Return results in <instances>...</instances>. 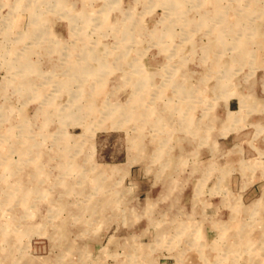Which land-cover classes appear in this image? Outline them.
Returning <instances> with one entry per match:
<instances>
[{"label": "rangeland", "instance_id": "rangeland-1", "mask_svg": "<svg viewBox=\"0 0 264 264\" xmlns=\"http://www.w3.org/2000/svg\"><path fill=\"white\" fill-rule=\"evenodd\" d=\"M35 1L0 0V146L10 162L0 164V188L20 182L30 198L22 205L0 189V264H257L264 205L246 209L264 195V0H182L177 9L63 0L82 13L73 22L67 7H50L57 0ZM41 14L73 60L89 51L95 73L75 76L38 40ZM129 25L126 40L119 29ZM21 59L37 65L29 79L46 96L3 87L7 62ZM139 81L155 117L176 127L171 137L140 107L128 119ZM75 102L105 114L86 116ZM179 106L192 111L195 136L169 114ZM247 229L256 244L245 243Z\"/></svg>", "mask_w": 264, "mask_h": 264}, {"label": "bare ground", "instance_id": "bare-ground-1", "mask_svg": "<svg viewBox=\"0 0 264 264\" xmlns=\"http://www.w3.org/2000/svg\"><path fill=\"white\" fill-rule=\"evenodd\" d=\"M37 1V0H36ZM35 1V2H36ZM167 3L169 4L168 7H174L175 9L179 8V7H182V0H166ZM205 0H200V4H203ZM39 1H37V5L36 7L39 6ZM173 5V6H172ZM60 7L62 10L65 11L66 7L68 8V12L71 14L69 17L71 18L70 21H76V20H80V18H82V13L78 12V11H74L75 9H73L72 7H68L66 4H65V1H60V0H57V4L55 6H50L51 8L52 7ZM172 9V8H171ZM73 11V12H72ZM76 13V14H75ZM68 14V13H67ZM39 15H37L38 17ZM41 17H38L39 19H37L36 17V20L35 22L33 23L34 25V28H33V34L35 33L36 35H39V36H42L40 37L38 40L43 42L44 44H48V48L51 49V51H55V52H60V56L62 57V64L61 65H69L70 68H72V70L74 69L75 72L72 73L74 74L75 76H79V77H82V74H88V73H91V72H94V70L97 69V67H93L91 63H89V51H84L81 49L80 50V54L78 55L79 57L74 59L71 57L70 55V52L67 50H65V47L63 46L64 42H61L59 39L57 38H52L50 37V33L51 31L47 30L46 27H44V24H47L45 21H42V20H46L47 21V18H45V15L44 14H41L40 15ZM50 16V15H49ZM53 19V18H52ZM72 21V22H73ZM44 22V23H43ZM129 27V28H128ZM127 27V30H124L126 28V26H123V30L122 29H119V32H122L123 31V35L127 36L126 40H131L129 38V35H132V31H130V25ZM50 35V36H49ZM80 40H82L80 38ZM62 44V46H61ZM123 52H126V49H124ZM187 53V52H186ZM23 56V54H22ZM115 57V56H114ZM114 59V58H113ZM86 61V63L84 62ZM60 65V64H59ZM7 68L9 70V73H11L10 76H7L6 79H4L3 81V87L6 86L10 81L12 82H15L17 83L18 85L15 86V89L19 90V91H22V92H26L28 91L27 93H29L31 96H34V97H40V95H44L41 91H39L40 89L38 87L35 86L34 84V79H29V76L34 74V73H37L39 72L38 71V68H37V65L35 63H33L32 61H29V60H24L22 61V59L20 61H14L13 63L9 64V62H7ZM73 70V71H74ZM126 70V69H125ZM177 70V69H176ZM32 73V74H31ZM77 77V79L79 78ZM31 78V77H30ZM46 82H52L53 84H57L59 82H61L63 84V81H60L59 79H57L56 77H49V78H46L45 80ZM79 81H81V78H79ZM60 83V87L63 88L64 86ZM137 85L136 87V92L134 94V100H135V105L130 109V110H127L126 112V115H128V119H133L134 121L137 120V118L139 117V112L137 110L138 107L144 109L143 112H142V116H143V119L146 118V120L150 121V124L158 127L160 129V134H165V136H169L171 137V135L173 134V131L175 130L176 127H174L171 131L170 130H167L168 128V125L166 124V121L165 120V123L163 124V121L159 120V118L155 115H154V109H152L150 107V109L147 107L146 105V102H147V92L145 91V89L143 88V84L139 81L137 82ZM142 84V85H140ZM58 85V84H57ZM59 87V86H58ZM59 87V88H60ZM5 88V87H4ZM39 89V90H38ZM171 89V88H170ZM46 96V95H44ZM106 96V95H105ZM106 98V97H105ZM126 100V99H125ZM50 101V99L48 100ZM149 102V101H148ZM48 103V102H47ZM73 106H75V108H78L79 110V113H83L85 114L86 116H89V115H95L97 114V116H102V114L104 115L105 114V110L101 109L99 106H97L96 104H93L92 102L85 105V106H81V104L75 102L72 104ZM157 106V105H156ZM162 106V105H161ZM141 109V110H142ZM160 109V108H159ZM66 110L63 108L62 110V113H64L65 115V112ZM168 111V110H167ZM192 111L189 110L187 111L186 108H184L183 106H179V107H171V111H169V114H172V115H175V114H179V116L181 117V120L182 123H183V127L182 128H186L184 129V131L186 130L187 133H191V136H195L193 134V129H194V117H193V114L191 113ZM68 113L69 114H74L73 113V108L70 107V109H68ZM108 113H110L111 116L115 115V111H108ZM239 113V112H238ZM109 115V114H108ZM237 115V113H231L230 112V117H229V120L232 121L233 118H235ZM110 116V117H111ZM177 116H175L176 118ZM174 118V119H175ZM114 120V119H113ZM109 121V120H107ZM109 122V125H111L112 127L111 128H115V120L114 122L112 123V121L110 120ZM168 123V122H167ZM82 124V123H81ZM84 126V133L88 135V131H91L93 130L92 128H88L86 127L84 124H82ZM108 125V124H107ZM106 125V126H107ZM120 125V124H119ZM133 125V124H132ZM10 130H9V133L6 135V138L8 139H11L12 138V129H14V125L11 126L10 125ZM130 128V127H129ZM164 130V131H163ZM169 132V133H168ZM90 133H89V136H90ZM85 135V136H87ZM188 135V134H187ZM2 136H5V135H2ZM140 143V141H139ZM134 144L136 147H138L139 145L138 144V141H134ZM141 145V144H140ZM134 146V147H135ZM135 147V148H136ZM134 148V149H135ZM133 149V150H134ZM240 158V157H239ZM241 159V158H240ZM0 164H1V168L6 171V170H9L10 169V162L8 160V158H6L5 156V152L4 150L2 149V147L0 146ZM245 165L246 167H250L252 165L249 164V161H246L245 162ZM94 170H96V172H98L102 177H105V175L107 174L106 171H108L107 169H104V168H100L99 166L97 167L96 165L92 166ZM127 168H130L129 166V163L126 165ZM36 168V167H35ZM38 168V166H37ZM110 172V171H109ZM111 172L113 173V171L111 170ZM39 173V172H38ZM36 173L33 177L36 178L39 176V174ZM249 173V172H248ZM8 174V173H7ZM18 174H16L17 176ZM186 176V175H185ZM219 178V177H218ZM2 187L0 189L3 188V191H5L6 193V197H7V200H12V199H15L18 201H20V203L22 205H27L28 204V201L30 200L29 198V192H25V188L22 186V183L19 182V185H17V183H11L9 181H4L2 183ZM223 185V184H222ZM18 186V187H17ZM264 205V195L259 198L258 200H256L254 203L251 204L250 207H248L246 210H249L253 213H257L258 209L260 206ZM137 217V216H136ZM188 224V223H187ZM240 233L242 234L243 233V239L245 241V243L247 244H250V245H253L256 241L253 237L250 236V232L249 230L247 229L246 230V234L245 232H242L240 231ZM169 234V233H168ZM263 236V235H262ZM128 239V238H127ZM128 243V241H127ZM256 244V243H255ZM242 246V245H241ZM140 248V246H139ZM136 249V248H135ZM259 250L262 252V256H260V253H259ZM136 251V250H135ZM147 256V255H146ZM253 257L254 259H256V263L257 264H264V236L262 237L261 240H258L257 241V245H256V251L255 253H253ZM147 257H142L141 260H146ZM142 262V261H141ZM140 264V263H138ZM144 264V263H142ZM146 264V263H145ZM147 264H153L150 260H147ZM155 264V263H154Z\"/></svg>", "mask_w": 264, "mask_h": 264}, {"label": "crops", "instance_id": "crops-1", "mask_svg": "<svg viewBox=\"0 0 264 264\" xmlns=\"http://www.w3.org/2000/svg\"><path fill=\"white\" fill-rule=\"evenodd\" d=\"M229 112H233V111L229 108ZM260 184H262V186L264 188V178L260 180Z\"/></svg>", "mask_w": 264, "mask_h": 264}]
</instances>
